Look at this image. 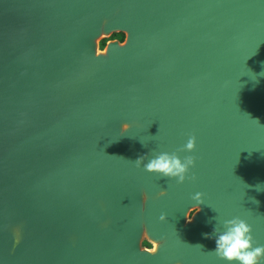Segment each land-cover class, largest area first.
<instances>
[{"label": "water", "instance_id": "95a60500", "mask_svg": "<svg viewBox=\"0 0 264 264\" xmlns=\"http://www.w3.org/2000/svg\"><path fill=\"white\" fill-rule=\"evenodd\" d=\"M236 216L264 244V0H0V264H229Z\"/></svg>", "mask_w": 264, "mask_h": 264}, {"label": "clouds", "instance_id": "9594fccd", "mask_svg": "<svg viewBox=\"0 0 264 264\" xmlns=\"http://www.w3.org/2000/svg\"><path fill=\"white\" fill-rule=\"evenodd\" d=\"M257 121V120H256ZM258 122V121H257ZM128 125L124 124L123 129H127ZM196 148V137L190 135L186 143L178 149V152H193ZM196 158L193 155H186L181 158L177 152H159L154 157L144 163L145 156L138 157L135 165L143 167L146 171L157 173L160 177L168 179L175 178L177 183H183L186 179H195L193 173L189 176L190 169L194 167ZM166 190L161 189V195ZM204 194L196 192L191 198L197 202V205L204 203ZM256 202V201H255ZM199 208L197 207V212ZM194 212V213H195ZM192 208L187 213V217L191 220L193 216ZM167 218L166 213L160 215V220ZM224 230L221 231L217 226L214 227L213 233L215 238V249L210 251L219 259L229 262H238V264H264V244H256L255 237L252 233V225L245 219L236 216L222 222ZM206 238H211L210 234H205ZM199 247H202L199 245Z\"/></svg>", "mask_w": 264, "mask_h": 264}, {"label": "trees", "instance_id": "16d2710c", "mask_svg": "<svg viewBox=\"0 0 264 264\" xmlns=\"http://www.w3.org/2000/svg\"><path fill=\"white\" fill-rule=\"evenodd\" d=\"M108 36H116V37H118V38H122V36H123V31H121V30H114V31H112L111 33H109ZM105 38H106V36H103V37L100 38V40H99V44H100V45L103 44Z\"/></svg>", "mask_w": 264, "mask_h": 264}, {"label": "flooded vegetation", "instance_id": "af4514ba", "mask_svg": "<svg viewBox=\"0 0 264 264\" xmlns=\"http://www.w3.org/2000/svg\"><path fill=\"white\" fill-rule=\"evenodd\" d=\"M107 37H112V36H106V38ZM141 243L144 244V245H146V246H151L152 245V242L150 240H148L145 236H143L141 238Z\"/></svg>", "mask_w": 264, "mask_h": 264}, {"label": "rangeland", "instance_id": "374dc122", "mask_svg": "<svg viewBox=\"0 0 264 264\" xmlns=\"http://www.w3.org/2000/svg\"><path fill=\"white\" fill-rule=\"evenodd\" d=\"M99 40H100V38H99ZM99 40H98V42H99ZM100 45V44H99ZM101 46V45H100Z\"/></svg>", "mask_w": 264, "mask_h": 264}]
</instances>
